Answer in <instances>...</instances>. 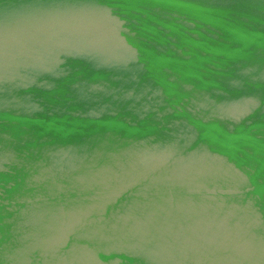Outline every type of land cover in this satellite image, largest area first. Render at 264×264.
Returning <instances> with one entry per match:
<instances>
[{
  "label": "water",
  "instance_id": "water-1",
  "mask_svg": "<svg viewBox=\"0 0 264 264\" xmlns=\"http://www.w3.org/2000/svg\"><path fill=\"white\" fill-rule=\"evenodd\" d=\"M0 264H264V0H0Z\"/></svg>",
  "mask_w": 264,
  "mask_h": 264
}]
</instances>
